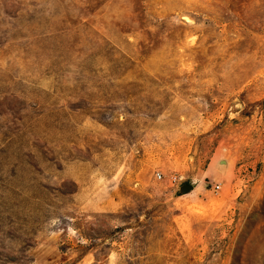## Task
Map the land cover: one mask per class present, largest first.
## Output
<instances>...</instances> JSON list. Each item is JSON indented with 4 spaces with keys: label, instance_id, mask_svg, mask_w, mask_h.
Returning a JSON list of instances; mask_svg holds the SVG:
<instances>
[{
    "label": "rangeland",
    "instance_id": "374dc122",
    "mask_svg": "<svg viewBox=\"0 0 264 264\" xmlns=\"http://www.w3.org/2000/svg\"><path fill=\"white\" fill-rule=\"evenodd\" d=\"M0 264H264V0H0Z\"/></svg>",
    "mask_w": 264,
    "mask_h": 264
},
{
    "label": "water",
    "instance_id": "95a60500",
    "mask_svg": "<svg viewBox=\"0 0 264 264\" xmlns=\"http://www.w3.org/2000/svg\"><path fill=\"white\" fill-rule=\"evenodd\" d=\"M188 191H191V187L189 185H182L180 188H179V192L180 193H184V192H188Z\"/></svg>",
    "mask_w": 264,
    "mask_h": 264
},
{
    "label": "built area",
    "instance_id": "2783aa9c",
    "mask_svg": "<svg viewBox=\"0 0 264 264\" xmlns=\"http://www.w3.org/2000/svg\"><path fill=\"white\" fill-rule=\"evenodd\" d=\"M156 176H158V178H160V174H157Z\"/></svg>",
    "mask_w": 264,
    "mask_h": 264
}]
</instances>
